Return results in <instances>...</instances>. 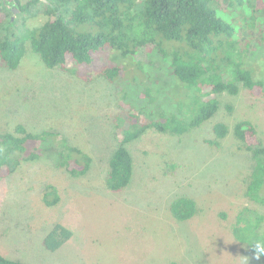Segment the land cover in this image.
<instances>
[{"label":"trees","instance_id":"1","mask_svg":"<svg viewBox=\"0 0 264 264\" xmlns=\"http://www.w3.org/2000/svg\"><path fill=\"white\" fill-rule=\"evenodd\" d=\"M29 17L43 19L42 24L27 26ZM260 47L264 48V0H0L1 68L20 69L31 52L48 69L60 68L88 79L95 71L120 90L113 117L118 144L105 179L114 192L131 184L135 161L128 145L148 130L183 140L209 125L207 145L221 149L231 135L251 153L254 164L243 178L244 194L264 208V142L259 129L251 119L229 124L235 106L222 99L239 95L242 87L264 96ZM141 49L150 56L148 76L140 67L142 61L135 59ZM105 51H110L113 60L120 57L122 63L94 67ZM162 71L172 76L171 83H164ZM146 79L150 99L133 93L135 83ZM163 84L171 85L166 90L167 103L154 93ZM136 97L140 108L132 105ZM223 105L225 119L220 120L217 116ZM47 157L74 178L86 176L96 162L84 136H64L56 128L36 131L26 122L0 128V179L13 177L24 164ZM41 192V202L47 207L61 200L55 184L47 183ZM170 209L177 220L186 221L199 212L200 205L195 198L182 196ZM73 234L56 223L42 244L55 252ZM233 235L264 260L263 211L244 205ZM0 264L29 263L0 251Z\"/></svg>","mask_w":264,"mask_h":264},{"label":"rangeland","instance_id":"2","mask_svg":"<svg viewBox=\"0 0 264 264\" xmlns=\"http://www.w3.org/2000/svg\"><path fill=\"white\" fill-rule=\"evenodd\" d=\"M42 21L29 17L26 23L35 27ZM259 49L258 58H264V48ZM147 52L141 49L135 56L146 76ZM119 58L113 60L105 51L93 66L121 64ZM86 77L48 69L31 52L20 69L0 67V128L26 122L36 131L56 128L64 136H84L96 161L79 178L47 157L0 179V251L29 264H264L260 254L233 235L244 205L264 213L244 194L242 181L254 164L251 153L231 135L221 149H213L204 142L210 136L209 125L183 140L150 129L128 145L135 161L131 184L111 191L105 179L118 144L113 117L120 90L95 71ZM161 79L172 82L164 71ZM167 86L154 90L163 103L168 102ZM135 87L133 93L152 96L147 79ZM222 99L235 106L228 123L251 119L264 142V96L242 87L239 95ZM134 102L133 106L141 107L137 97ZM225 108L217 119H225ZM47 183L55 184L61 195L53 207L41 202ZM182 196L193 197L200 205L199 212L186 221L177 220L170 209ZM56 223L74 234L59 250L50 252L42 241Z\"/></svg>","mask_w":264,"mask_h":264}]
</instances>
